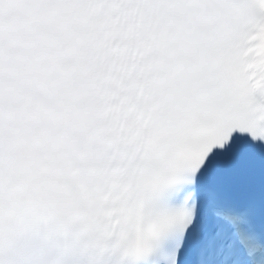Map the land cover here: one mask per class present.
Instances as JSON below:
<instances>
[{
  "label": "snow or ice",
  "instance_id": "snow-or-ice-1",
  "mask_svg": "<svg viewBox=\"0 0 264 264\" xmlns=\"http://www.w3.org/2000/svg\"><path fill=\"white\" fill-rule=\"evenodd\" d=\"M0 264H264V0H0Z\"/></svg>",
  "mask_w": 264,
  "mask_h": 264
}]
</instances>
